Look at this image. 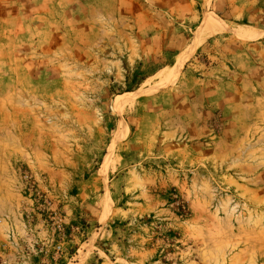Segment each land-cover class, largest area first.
I'll return each mask as SVG.
<instances>
[{
    "label": "rangeland",
    "instance_id": "1",
    "mask_svg": "<svg viewBox=\"0 0 264 264\" xmlns=\"http://www.w3.org/2000/svg\"><path fill=\"white\" fill-rule=\"evenodd\" d=\"M0 264H264V0H0Z\"/></svg>",
    "mask_w": 264,
    "mask_h": 264
},
{
    "label": "bare ground",
    "instance_id": "2",
    "mask_svg": "<svg viewBox=\"0 0 264 264\" xmlns=\"http://www.w3.org/2000/svg\"><path fill=\"white\" fill-rule=\"evenodd\" d=\"M220 19L214 16H210L209 19L205 21V27L202 31V34L198 41H195L186 51L181 52V54L177 57L174 64L167 66L157 73L156 79L157 83L154 85H150L148 89L143 92L146 95L156 94L164 90L165 88L172 87L178 81L182 69L187 61H189L194 54L196 53L201 39L205 36V32L214 31L217 27H222L223 25L219 21ZM254 35H245L244 38L254 39ZM120 105V104H119ZM122 132L118 133L116 137L117 140H122L126 137L127 127L124 123H122Z\"/></svg>",
    "mask_w": 264,
    "mask_h": 264
},
{
    "label": "crops",
    "instance_id": "3",
    "mask_svg": "<svg viewBox=\"0 0 264 264\" xmlns=\"http://www.w3.org/2000/svg\"><path fill=\"white\" fill-rule=\"evenodd\" d=\"M183 49H184V48H183ZM181 51H182V50H181ZM181 51H180V52H181ZM180 52H179V53H180ZM176 55H177V54H176Z\"/></svg>",
    "mask_w": 264,
    "mask_h": 264
}]
</instances>
